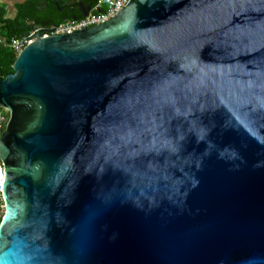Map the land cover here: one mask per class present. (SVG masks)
<instances>
[{
	"label": "water",
	"instance_id": "water-1",
	"mask_svg": "<svg viewBox=\"0 0 264 264\" xmlns=\"http://www.w3.org/2000/svg\"><path fill=\"white\" fill-rule=\"evenodd\" d=\"M13 68L0 264H264V0H128Z\"/></svg>",
	"mask_w": 264,
	"mask_h": 264
},
{
	"label": "crops",
	"instance_id": "crops-1",
	"mask_svg": "<svg viewBox=\"0 0 264 264\" xmlns=\"http://www.w3.org/2000/svg\"><path fill=\"white\" fill-rule=\"evenodd\" d=\"M96 3L97 0H0V8L4 18H20L30 29H33L34 24L49 26L57 23V19L65 21L72 19L73 15L82 17L83 12L88 7L93 10ZM2 40L0 33V41Z\"/></svg>",
	"mask_w": 264,
	"mask_h": 264
},
{
	"label": "built area",
	"instance_id": "built-area-1",
	"mask_svg": "<svg viewBox=\"0 0 264 264\" xmlns=\"http://www.w3.org/2000/svg\"><path fill=\"white\" fill-rule=\"evenodd\" d=\"M128 0H97L96 6L86 16L77 19H67L57 24L42 26L37 29H30L21 37H14L10 46L17 52H20L36 36L37 32L42 29L43 36L72 33L77 30L85 29L94 25L101 24L116 16ZM8 110L0 104V138L7 124L6 113ZM5 172L2 162L0 161V192L4 182Z\"/></svg>",
	"mask_w": 264,
	"mask_h": 264
},
{
	"label": "trees",
	"instance_id": "trees-1",
	"mask_svg": "<svg viewBox=\"0 0 264 264\" xmlns=\"http://www.w3.org/2000/svg\"><path fill=\"white\" fill-rule=\"evenodd\" d=\"M64 19H57L56 22H62ZM55 23V24H57ZM30 27L19 19L4 18V13L0 8V33L3 40L0 41V76L6 77L14 72L13 64L19 52L10 46L11 40L14 37H21ZM7 119L9 112L6 113ZM3 203L2 194L0 192V204ZM4 209H0V223L4 215Z\"/></svg>",
	"mask_w": 264,
	"mask_h": 264
},
{
	"label": "rangeland",
	"instance_id": "rangeland-1",
	"mask_svg": "<svg viewBox=\"0 0 264 264\" xmlns=\"http://www.w3.org/2000/svg\"><path fill=\"white\" fill-rule=\"evenodd\" d=\"M2 208L4 209V203L0 204V209H2Z\"/></svg>",
	"mask_w": 264,
	"mask_h": 264
}]
</instances>
